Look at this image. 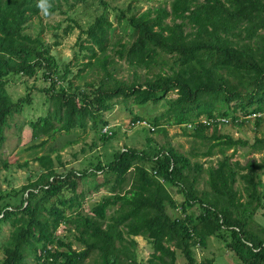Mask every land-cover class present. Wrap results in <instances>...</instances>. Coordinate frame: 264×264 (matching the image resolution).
<instances>
[{
	"label": "trees",
	"instance_id": "1",
	"mask_svg": "<svg viewBox=\"0 0 264 264\" xmlns=\"http://www.w3.org/2000/svg\"><path fill=\"white\" fill-rule=\"evenodd\" d=\"M85 1L49 0L50 15L72 11ZM37 4L38 0H0V145L12 115L32 104L31 93L13 101L6 85L14 77L41 76L45 85L32 90L45 94L52 108L30 121L32 141L85 130L88 123L99 133L108 126L104 113L121 99L138 107L161 103L167 107L164 113L151 118L133 115L132 124L145 122L151 132L160 133L165 132L162 120L179 126L186 136L210 143L204 156L219 147L222 159L204 169L171 146L149 151L125 147L114 152L108 164L97 158L80 170L66 169L60 154L37 157L42 172L35 181L18 191L0 188V224L12 226L0 264H85L92 256L93 264H139L135 237L153 249L140 264H176L177 252L186 264H195L193 249L204 247L210 237L233 251L238 264H264V222L253 219L261 212L264 221V136L250 145L261 158L242 165L231 162L232 155L224 149L248 143L220 134L228 126L222 118L241 127L248 116L259 114V127L264 114V0H171L137 15L120 11L116 19L121 35L116 40V27L102 13L81 30L85 38L80 49L87 61L75 63L81 66L76 78H82L86 68L102 74L81 86L69 79L71 65L61 69L51 53ZM125 35L131 40L123 42ZM108 50L132 70L133 81L115 76L117 70L110 68L116 61ZM141 70L152 77L141 80ZM170 93L176 97L169 98ZM101 136L104 141L111 137ZM202 173L207 174V189L197 187ZM97 175L101 182L93 184V191L105 190L107 195L84 213L79 179ZM169 188L182 196L181 203ZM196 205L199 214H187ZM168 208L184 216L170 215ZM64 223L76 232L79 249L56 234Z\"/></svg>",
	"mask_w": 264,
	"mask_h": 264
},
{
	"label": "rangeland",
	"instance_id": "2",
	"mask_svg": "<svg viewBox=\"0 0 264 264\" xmlns=\"http://www.w3.org/2000/svg\"><path fill=\"white\" fill-rule=\"evenodd\" d=\"M103 1L104 4L97 0H86L84 3L77 4L72 11L66 13L57 11L47 17L41 12V20L44 25L42 36L51 45V53L55 56L58 66L62 69L65 65H71L72 73L69 79L73 81L74 85L81 86L85 83L96 81L102 74L97 68H93L92 70L86 68L81 72L83 75L86 74L82 78H76V74L81 69V66H77L75 63L79 64L87 61L84 58L86 52L80 49V43L85 38L81 30H86L97 16L106 13L109 20L116 27L114 30V40H116L121 35V29L117 26L116 19L120 11L125 12L127 16L137 15L148 7L168 5L171 0ZM128 6L131 7L130 14L127 13ZM64 10H66V6L62 2L61 11ZM33 22L37 23L38 19H34ZM69 26L71 27L70 29H68ZM130 40L131 37L125 35L122 41ZM108 53L116 61L110 68L117 70L115 76L128 82L133 81L132 70L128 69L123 61L118 60L111 50H108ZM138 74L142 80L145 75L152 77L153 73L147 74L144 70H141ZM44 85L41 76L29 80L14 77L6 85V90L13 101H17V99L24 97L27 93H31L32 104L23 106L19 113L12 115L8 121V127L5 129L6 139L0 145V188L5 192H10L13 189L18 191L29 182L35 181L42 172L35 159L44 155H50L52 158H55L57 154H60L61 162L64 163L65 168L72 167L80 170L86 168L90 163H95L97 158H99L102 164H108L113 158V153L125 147L149 151L150 149H157L160 146H171L176 151L189 157L192 162L202 163L204 169H207L209 165L215 166L217 161L222 159L219 147L214 148L209 156H204L203 154L208 151L210 143H201L199 140L186 136L183 129L179 126H168L162 120L161 124L165 127V132L160 133L151 132L152 130H149L150 127L145 123L132 124L131 119L133 115L151 118L164 113L167 107H164L161 103L138 107L133 105L131 101L125 104L121 99H118L117 104L111 111L104 113V119L108 122L106 133L103 132L104 130L101 131L102 133H96L90 128V123H88L85 130L75 128L69 133L57 132L52 138L42 136L32 141L29 133L30 121L45 116L52 108L46 102L45 94L32 90V87L37 89ZM168 97L175 98L176 95L175 93H170ZM199 119L204 121V116H200ZM261 119L259 127L255 126V123H257L255 117H251L241 127L230 124L221 129L220 134H227L234 140L246 141L248 143L247 146L237 145L234 149H224L226 155H232L231 162L237 161L244 165L247 161L259 160L261 158V153H256L250 147L255 137L264 136V114H262ZM111 133H113L112 136ZM102 134L111 137L104 141L105 137L101 136ZM149 139H152L153 142H149ZM82 150H85L84 154ZM4 164H6V168L3 167ZM79 181L77 193L81 192L84 195L80 210L84 213H89L91 208L107 195V192L105 190L93 191V184L101 182V177L98 175L96 177L79 179ZM206 181L207 174L202 173L197 187L199 189H207ZM238 186H240L239 181L236 184V187ZM124 189H128V186L124 185ZM169 191H171L172 198L177 203L183 201L182 196L177 190H170L169 188ZM68 195L65 194V197ZM17 200H20V198L18 197ZM52 202L54 201L52 200ZM116 207L108 209L107 213H112ZM186 212L187 214L198 215L200 210L196 205L187 209ZM168 213L174 216H184L180 210L172 211L168 208ZM260 214L261 212L253 217V219L261 224L264 221ZM70 227L69 224L64 223L59 226L56 234L64 236L66 241L71 242L72 248L79 249L81 246L74 239L76 232L73 230L69 231ZM11 231L12 226L9 223L0 224V258L3 256V247ZM135 241L137 242L135 250L137 263L140 264L151 256L153 249L142 237H135ZM193 254L195 264H200L206 260H211L213 264H238L233 251L225 247V244L215 237H210L204 247L194 248ZM93 257L88 259L85 264H93ZM176 264H186V260L179 252L176 255Z\"/></svg>",
	"mask_w": 264,
	"mask_h": 264
},
{
	"label": "clouds",
	"instance_id": "3",
	"mask_svg": "<svg viewBox=\"0 0 264 264\" xmlns=\"http://www.w3.org/2000/svg\"><path fill=\"white\" fill-rule=\"evenodd\" d=\"M37 7L44 14V16L47 17L50 15L49 9L51 8V4L49 3V0H38Z\"/></svg>",
	"mask_w": 264,
	"mask_h": 264
},
{
	"label": "built area",
	"instance_id": "4",
	"mask_svg": "<svg viewBox=\"0 0 264 264\" xmlns=\"http://www.w3.org/2000/svg\"><path fill=\"white\" fill-rule=\"evenodd\" d=\"M256 116H259V114H252V115L248 116V118L256 117ZM203 120H204V119H203ZM229 120H230V119H228V118H222V119H221V121H222L223 123L228 124V125H230V124L232 125V122H230ZM201 122H202V123H206L207 120H204V121L201 120ZM141 123H145V122H141ZM137 124H139V123H137ZM145 124H146V123H145ZM146 125H147V124H146ZM102 130H104L103 132L106 133L107 130H108V127H104Z\"/></svg>",
	"mask_w": 264,
	"mask_h": 264
}]
</instances>
